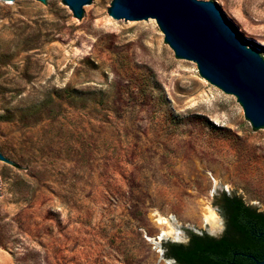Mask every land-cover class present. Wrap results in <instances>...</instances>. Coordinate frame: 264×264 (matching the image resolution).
Here are the masks:
<instances>
[{
	"label": "rangeland",
	"instance_id": "374dc122",
	"mask_svg": "<svg viewBox=\"0 0 264 264\" xmlns=\"http://www.w3.org/2000/svg\"><path fill=\"white\" fill-rule=\"evenodd\" d=\"M47 1L0 0V150L22 164L0 160V264H171L164 243L223 236L217 197L264 213V134L238 98L114 0L82 22ZM205 1L264 42V0Z\"/></svg>",
	"mask_w": 264,
	"mask_h": 264
},
{
	"label": "water",
	"instance_id": "95a60500",
	"mask_svg": "<svg viewBox=\"0 0 264 264\" xmlns=\"http://www.w3.org/2000/svg\"><path fill=\"white\" fill-rule=\"evenodd\" d=\"M33 1L49 5L47 0H5ZM64 1L82 22L98 0ZM110 13L119 24H158L176 56L197 64L215 88L238 98L246 118L264 134V42L251 39L221 1L114 0ZM0 160L22 165L1 150Z\"/></svg>",
	"mask_w": 264,
	"mask_h": 264
},
{
	"label": "trees",
	"instance_id": "16d2710c",
	"mask_svg": "<svg viewBox=\"0 0 264 264\" xmlns=\"http://www.w3.org/2000/svg\"><path fill=\"white\" fill-rule=\"evenodd\" d=\"M216 199L226 222L223 236L190 232L187 244H163L166 259L177 264H257L264 260V213L238 197L224 194Z\"/></svg>",
	"mask_w": 264,
	"mask_h": 264
},
{
	"label": "bare ground",
	"instance_id": "6f19581e",
	"mask_svg": "<svg viewBox=\"0 0 264 264\" xmlns=\"http://www.w3.org/2000/svg\"><path fill=\"white\" fill-rule=\"evenodd\" d=\"M207 222L211 225H217L218 222V216L215 214L213 210L210 211V214L207 216ZM169 234H174L173 232H169Z\"/></svg>",
	"mask_w": 264,
	"mask_h": 264
}]
</instances>
